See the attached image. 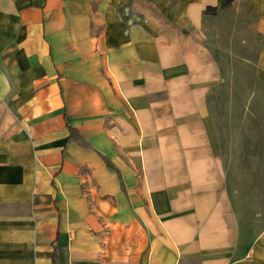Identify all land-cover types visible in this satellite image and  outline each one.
<instances>
[{"label": "crops", "instance_id": "0c3cea01", "mask_svg": "<svg viewBox=\"0 0 264 264\" xmlns=\"http://www.w3.org/2000/svg\"><path fill=\"white\" fill-rule=\"evenodd\" d=\"M244 4L264 83V0H0V264H264L207 102Z\"/></svg>", "mask_w": 264, "mask_h": 264}, {"label": "rangeland", "instance_id": "374dc122", "mask_svg": "<svg viewBox=\"0 0 264 264\" xmlns=\"http://www.w3.org/2000/svg\"><path fill=\"white\" fill-rule=\"evenodd\" d=\"M249 19L244 4L206 27L218 60L222 66L228 64L222 67L220 84L207 102L218 152L226 170L232 172L230 200L248 203L256 210L253 217L258 218L257 212L264 210V83L256 77V51L242 45L245 39L240 36V26Z\"/></svg>", "mask_w": 264, "mask_h": 264}, {"label": "trees", "instance_id": "16d2710c", "mask_svg": "<svg viewBox=\"0 0 264 264\" xmlns=\"http://www.w3.org/2000/svg\"><path fill=\"white\" fill-rule=\"evenodd\" d=\"M232 1H233V0H221V5H220V6H221V7H226V6H228ZM209 11H215V8L208 6V7L206 8V12H209ZM54 264H55V262H54Z\"/></svg>", "mask_w": 264, "mask_h": 264}]
</instances>
